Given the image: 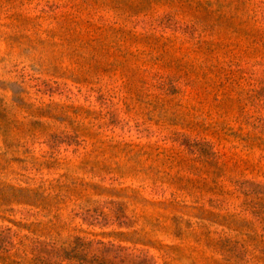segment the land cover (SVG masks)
I'll list each match as a JSON object with an SVG mask.
<instances>
[{
	"label": "rangeland",
	"instance_id": "1",
	"mask_svg": "<svg viewBox=\"0 0 264 264\" xmlns=\"http://www.w3.org/2000/svg\"><path fill=\"white\" fill-rule=\"evenodd\" d=\"M0 264H264V0H0Z\"/></svg>",
	"mask_w": 264,
	"mask_h": 264
}]
</instances>
